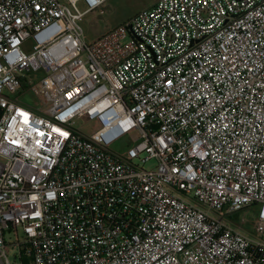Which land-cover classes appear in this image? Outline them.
Segmentation results:
<instances>
[{
  "label": "built area",
  "instance_id": "obj_1",
  "mask_svg": "<svg viewBox=\"0 0 264 264\" xmlns=\"http://www.w3.org/2000/svg\"><path fill=\"white\" fill-rule=\"evenodd\" d=\"M107 1L0 0V264H264V0Z\"/></svg>",
  "mask_w": 264,
  "mask_h": 264
},
{
  "label": "rangeland",
  "instance_id": "obj_2",
  "mask_svg": "<svg viewBox=\"0 0 264 264\" xmlns=\"http://www.w3.org/2000/svg\"><path fill=\"white\" fill-rule=\"evenodd\" d=\"M157 0H109L105 3V5L94 12H91L86 16L83 27L85 31L86 40L88 42H92L102 37L103 35L109 33L114 30L121 24H124L126 21L134 17L138 12L152 7ZM82 7V4L79 5ZM3 90V87L0 85V91ZM23 101L32 103L34 102L33 96L29 93L26 97L22 98ZM73 128L81 131L82 133L90 136L95 133L99 124L96 121H86L85 119L76 118L74 120ZM119 143H115L112 145V149L117 152H124V148ZM145 155L142 156V159ZM136 164H139L145 168H153L155 166L154 161H150L148 163H142V161L137 160ZM256 208L252 207V209L248 211H243L232 217L233 221L238 222L242 219V217H247L248 220H252L255 216ZM246 225V229L251 232V223Z\"/></svg>",
  "mask_w": 264,
  "mask_h": 264
},
{
  "label": "water",
  "instance_id": "obj_3",
  "mask_svg": "<svg viewBox=\"0 0 264 264\" xmlns=\"http://www.w3.org/2000/svg\"><path fill=\"white\" fill-rule=\"evenodd\" d=\"M1 114H2V110L0 109V116H1Z\"/></svg>",
  "mask_w": 264,
  "mask_h": 264
}]
</instances>
